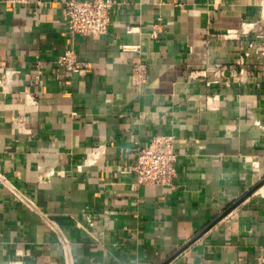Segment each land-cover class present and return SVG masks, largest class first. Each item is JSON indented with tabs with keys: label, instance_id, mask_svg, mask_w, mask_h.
Instances as JSON below:
<instances>
[{
	"label": "crops",
	"instance_id": "obj_1",
	"mask_svg": "<svg viewBox=\"0 0 264 264\" xmlns=\"http://www.w3.org/2000/svg\"><path fill=\"white\" fill-rule=\"evenodd\" d=\"M65 3L0 0V264H66L59 233L71 264H264V0H124L96 38L69 35ZM67 48L85 74L55 65ZM160 133L177 176L134 185Z\"/></svg>",
	"mask_w": 264,
	"mask_h": 264
},
{
	"label": "built area",
	"instance_id": "obj_2",
	"mask_svg": "<svg viewBox=\"0 0 264 264\" xmlns=\"http://www.w3.org/2000/svg\"><path fill=\"white\" fill-rule=\"evenodd\" d=\"M124 3V0H66L65 13L67 21V32L70 36L82 35L85 37L96 38L104 35L109 30L112 12L119 8ZM126 31H133V27L126 26ZM162 29L160 22H155L152 25L150 36L158 37ZM229 35H236L235 31H229ZM249 48H255L257 52H264L263 45H254L251 41L248 44ZM121 49L128 51H140L138 44H122ZM249 49L243 52V56L239 58L240 64H243L241 58L249 56ZM57 67L64 68L67 72L85 74L90 63L80 61L75 57V52L72 48H67L64 52L55 59ZM224 67L216 63L211 67V70L219 76H223ZM45 72L43 67L36 65L34 69V80L37 81L39 76ZM12 71L8 68L2 69L1 81L9 80ZM195 71L192 72V75ZM148 78L147 63L138 60L133 63L130 79L136 85L146 83ZM175 136L173 134L160 133L151 137L146 145L134 148L135 161L128 167L135 175L134 185H172L177 176L175 166L176 152L174 149ZM126 170V169H125ZM19 200L29 209L35 210L34 203L31 199L23 197L15 193ZM47 224L57 231L55 223L49 219L46 213H40ZM58 232V231H57ZM59 240L62 244L65 263L71 264V256L69 254V240L64 234L59 233ZM264 261V254L258 257V262ZM8 264H21L15 261H10Z\"/></svg>",
	"mask_w": 264,
	"mask_h": 264
},
{
	"label": "water",
	"instance_id": "obj_3",
	"mask_svg": "<svg viewBox=\"0 0 264 264\" xmlns=\"http://www.w3.org/2000/svg\"><path fill=\"white\" fill-rule=\"evenodd\" d=\"M263 182H264V179L261 180V181L257 184V187H258L261 183H263Z\"/></svg>",
	"mask_w": 264,
	"mask_h": 264
},
{
	"label": "bare ground",
	"instance_id": "obj_4",
	"mask_svg": "<svg viewBox=\"0 0 264 264\" xmlns=\"http://www.w3.org/2000/svg\"><path fill=\"white\" fill-rule=\"evenodd\" d=\"M262 191L264 192V188L262 189Z\"/></svg>",
	"mask_w": 264,
	"mask_h": 264
}]
</instances>
